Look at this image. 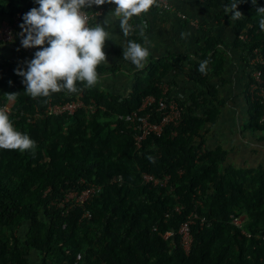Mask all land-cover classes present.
Masks as SVG:
<instances>
[{"label": "trees", "instance_id": "obj_1", "mask_svg": "<svg viewBox=\"0 0 264 264\" xmlns=\"http://www.w3.org/2000/svg\"><path fill=\"white\" fill-rule=\"evenodd\" d=\"M206 1L229 17L224 5L231 0ZM32 7H38L34 0H0V8L10 16ZM237 7L244 17L231 23L233 46L244 53L250 69L246 85L250 96L251 71L263 68L250 65L249 59L255 48L264 56L262 16L256 12L264 7V0L256 4L243 0ZM243 30L248 40L238 37ZM219 43L208 37L198 51L186 55L189 81L205 84L209 70L221 71L224 56ZM205 60L207 72L202 73L198 68ZM18 67L26 69L0 56V95L6 100L8 93H17L10 119L37 147L34 152L0 149V264H264V168L226 166L223 149L202 147V130L217 114V106L208 99H216L211 85H207L209 97L192 88L179 100L182 121L174 136L167 126L159 137L148 136L135 149L132 130L115 116L136 109L146 94L161 95L158 83L172 69L170 61L143 70L144 79L123 97L78 83L79 93L34 99L25 94L23 78L14 71ZM76 94L85 102L93 99L99 107L93 113L81 109L71 117H31L34 107L43 109L45 99L57 102ZM262 114L263 105L254 97L255 128L263 126ZM114 121L117 124L112 126ZM144 172L157 178L168 174L170 180L166 186L143 183ZM113 175H120L122 184L109 183ZM80 178L101 187L83 207L57 205L64 191L82 186L77 183ZM178 205L180 213L174 209ZM83 209L89 210L90 219L81 218ZM191 212L198 218L191 226L188 253L181 249L177 235L163 239L152 231L154 225L161 231L176 230ZM240 214L246 216L242 230L249 236L231 223ZM201 217L208 226L200 225Z\"/></svg>", "mask_w": 264, "mask_h": 264}, {"label": "crops", "instance_id": "obj_2", "mask_svg": "<svg viewBox=\"0 0 264 264\" xmlns=\"http://www.w3.org/2000/svg\"><path fill=\"white\" fill-rule=\"evenodd\" d=\"M169 3L172 8L168 11L161 12L153 6L148 13L133 17L130 23L135 31L128 37L122 34L119 21L111 18L110 10H114L113 4L105 3L99 6L104 10L92 23H103L107 16L110 21L107 31L111 33L112 40L105 41L103 50L108 63L98 66L100 82L96 87L106 93L127 96L133 85L139 82L138 77L140 73L143 75V70L168 60L173 67L168 76L160 82L167 83L173 95L184 97L195 88L203 91L201 96H208L207 85L214 88L216 99L209 96L208 99L217 106V114L214 121L207 123L202 130L205 147L223 149L226 152V166L243 169L258 166L264 168V120L262 127L252 126V100L246 88L250 69L243 61L244 53L233 46L232 20L219 12L220 7H211L206 0H169ZM94 7L97 8L93 5L90 9ZM181 14H184L185 18H182ZM10 18V14L0 8V22ZM144 24L147 25L144 32L151 56L146 66L137 70L130 61L123 59L121 45L128 39L145 43L144 38L139 35L140 26ZM182 32L190 35L182 39ZM208 37L220 40L217 47L222 50L224 56L221 71L216 73L209 70L205 84L189 81L186 55L191 56L198 51ZM20 41L21 38L17 37L12 43H0V56L15 60L19 65L26 67L24 61L32 59L37 48L25 49ZM8 102L12 105L14 101Z\"/></svg>", "mask_w": 264, "mask_h": 264}, {"label": "clouds", "instance_id": "obj_3", "mask_svg": "<svg viewBox=\"0 0 264 264\" xmlns=\"http://www.w3.org/2000/svg\"><path fill=\"white\" fill-rule=\"evenodd\" d=\"M34 2L38 7H32L24 14L22 10H18L10 19H5L11 22L13 16L20 12L22 22L20 27L22 31L20 35H16L11 42H0L1 44L12 43L19 37L21 38L20 44L23 48H37L33 58L24 61L26 69L21 67L14 69L16 74L23 78L22 84L24 85L25 94L34 99L37 97H49L53 93L58 92H65L67 94L79 93L82 89L78 87V83L90 89L100 82L97 68L101 63H108L107 55L103 49L105 41L111 39V33L107 31L110 21L109 18L105 16L103 23H92V20L96 21V17L100 16L103 11L94 17H90L87 11L95 13L99 8L103 9V7L99 6L105 3L113 4V8L115 5L116 7L114 10H110L111 18L112 20L119 21L122 34L128 37L135 31L130 20H132L133 17L140 16L141 13H148L153 6L155 8L159 6L158 0H34ZM241 2H243V0H231V3L224 5L225 14L230 13V20L235 21L244 17L243 13L239 11L237 7ZM251 2L252 4H256V0H251ZM93 5L97 6V8L94 7L90 9ZM256 12L262 16L259 21V27L261 30H264V7H257ZM146 26V24L141 25L139 33V35L144 38L145 43H139L136 40L128 39L121 45L123 49V59L130 61L137 70L143 69L151 56L150 48L147 46L149 42L144 32ZM189 35L190 33L182 32L181 38H187ZM207 64V60L200 62L198 70L202 73H206ZM9 83H11V81ZM16 95V92L8 93L6 100L14 101ZM69 97L72 96H68V98ZM74 114L61 116L71 117ZM263 120L260 118V122H263ZM133 146L137 149L134 143ZM36 147L37 144L35 140L27 133H23L14 127L13 121L10 119L8 108H0V149L34 152ZM77 181V183L82 186L71 188L66 192L64 191V194L74 191L77 188H83L88 184H95L98 188L92 195L93 197L101 187L100 184L87 182L83 178ZM168 181L165 185L160 186H166ZM109 183H117L120 185L122 184V178L120 175H113L109 178ZM49 189L50 188L44 190L43 195H46ZM92 197L90 199H92ZM62 199L55 203L61 207H68V209L83 207L88 200H90L87 199L78 206L69 207V204L62 203ZM54 200H57V197ZM54 200H52V203ZM174 209L176 212L180 213L182 206H175ZM191 213L195 214V217H193V222L189 226L191 240L187 249H185L181 242V234L178 233V229L190 213L180 222L176 230L166 229L161 231L157 229V225H154L152 231H157L158 234L159 232L173 231L174 233L169 235L168 238L177 235L181 249L185 253H188L192 242L191 226L195 223V218H198L196 213ZM237 216L231 218V223L232 219ZM81 218L90 219L91 214L89 210L83 209ZM199 220L201 226H204L205 223L207 226L209 225V222L204 217H201ZM242 224L243 220L240 226L237 227H239L245 235L249 236V233L242 230ZM262 238H264V235Z\"/></svg>", "mask_w": 264, "mask_h": 264}, {"label": "built area", "instance_id": "obj_4", "mask_svg": "<svg viewBox=\"0 0 264 264\" xmlns=\"http://www.w3.org/2000/svg\"><path fill=\"white\" fill-rule=\"evenodd\" d=\"M158 5L159 6L156 7L161 12L168 11L172 8L169 0H158ZM115 7L116 6L114 5V8ZM102 11L103 9L99 8L95 13L89 11L87 12L90 17H94ZM181 17L184 18L185 15L181 14ZM21 24L20 12L13 16L11 22L3 20L0 23V42H11L16 35H20L22 31L20 27ZM253 54L254 55L249 59V64L252 66L261 64L263 65V68H257L251 71L253 82L250 83L248 91L250 93V98L253 100L254 97H257L262 103L264 109V88L262 87V75L264 76V71L262 70L264 69V56L258 49H254ZM158 87L161 90V95L155 96L154 94H146L141 97L140 103L136 109L125 115L117 114L115 116L117 121L126 122L127 127L132 130L133 143L137 149L142 147L144 140L148 136L159 137L167 126L171 127L170 135L174 136L176 134L175 128L182 121V109L179 105V100H181L183 96H176L170 93L168 84L165 82H159ZM4 107L8 108L11 115L12 105L8 102V100H4L0 95V108ZM42 107V110H40L37 106L34 107L33 115L31 117L39 119L50 115H72L81 109L93 113L99 106L95 104L93 99H89L88 102H85L80 95H76L69 98L68 96L63 97L57 102H53L52 98H47L43 101ZM263 119L264 115L261 120ZM117 121H115L112 125L115 126ZM202 147L204 148L205 145L203 144ZM181 173L182 171H179V174ZM169 179L170 176L168 174L161 178H157L151 173L144 172L141 176V181L143 183H151L153 185H165ZM97 188L98 187L95 184H88L83 188H77L74 191L67 192L64 194L62 203L69 204V207L78 206L84 203L87 199H90ZM193 217H195V214L190 213L178 229V233L181 234V242L185 249L188 248L191 240L189 226L193 222ZM241 222V216H237L232 219V223L236 226H240ZM173 233V231H165L159 232V235L163 238H168V236Z\"/></svg>", "mask_w": 264, "mask_h": 264}, {"label": "rangeland", "instance_id": "obj_5", "mask_svg": "<svg viewBox=\"0 0 264 264\" xmlns=\"http://www.w3.org/2000/svg\"><path fill=\"white\" fill-rule=\"evenodd\" d=\"M238 37L240 38V40H248L249 39V35L247 34V32L245 30L241 31L239 34H238ZM147 71V70H146ZM146 71H144L143 75L140 73V76L138 77V81H142L144 79V75L146 73ZM247 121L245 123V125H247ZM206 145V144H205ZM241 217H242V220L244 222V220L246 219V216L243 215V214H240Z\"/></svg>", "mask_w": 264, "mask_h": 264}]
</instances>
